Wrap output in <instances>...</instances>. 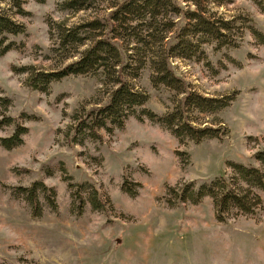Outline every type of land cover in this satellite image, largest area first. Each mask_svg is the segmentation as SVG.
I'll return each instance as SVG.
<instances>
[{
	"label": "rangeland",
	"instance_id": "1",
	"mask_svg": "<svg viewBox=\"0 0 264 264\" xmlns=\"http://www.w3.org/2000/svg\"><path fill=\"white\" fill-rule=\"evenodd\" d=\"M19 1L21 8L18 0H0V14L25 28L8 36L13 48L0 56V121L14 120L0 129V138L12 136L18 124L28 128L22 146L11 151L0 146V264H264V192L254 190L263 205L253 215L233 211L224 222L210 197L199 204L175 198L191 182L198 189L225 176L236 184L233 163L264 171L255 159L264 152V45L252 34L253 28L264 33L258 6L252 0H203L199 10L190 0H176L184 11L230 21L227 39L235 47L201 44V56L171 59L190 90L228 99L217 113L189 112L194 126L222 131L224 139L180 143L160 125L129 118L123 129H102L100 139L73 144L74 113L107 102L105 75H71L41 91L29 86L30 74L20 69L52 73L77 60L91 42L62 49L56 25L76 28L95 20L105 25L123 0H97L87 8L62 6L76 0ZM173 11L165 7L157 15V38H146L143 49L134 47L128 31L118 32L127 79L149 96L145 108L159 116L182 96L155 87L151 66L142 64L160 54L159 37L173 45L178 27L190 24ZM146 30L141 24L137 29ZM38 181L54 192L39 195L42 215L35 217L14 190ZM94 201L103 208L95 209Z\"/></svg>",
	"mask_w": 264,
	"mask_h": 264
},
{
	"label": "trees",
	"instance_id": "2",
	"mask_svg": "<svg viewBox=\"0 0 264 264\" xmlns=\"http://www.w3.org/2000/svg\"><path fill=\"white\" fill-rule=\"evenodd\" d=\"M37 1L44 2L45 0ZM96 1L76 0L64 3L62 6L64 8L67 6L68 8H75L74 6L87 8L88 4H93L91 2ZM190 1L201 10L203 0ZM252 1L264 14V0ZM171 6L173 7L174 15L185 17L190 21V24L184 29L178 27L173 45L164 43L166 37H159L157 39L158 43L163 45L160 54L158 53L148 61L146 60L144 65L142 64L143 68L148 64L151 66L153 70L152 84L155 87L164 86L182 96L178 105L171 112L159 116L154 111L145 108L149 102V96L146 93L135 90L127 79V58L122 51L124 46V43H121V40L123 41L122 35L119 36L118 32L124 30L127 33L128 31L134 47L137 46V48L143 49V46L147 45L145 43L146 38H157V15L165 7L170 8ZM17 7L21 8L19 0ZM114 8L115 10L111 12L105 25L99 20L91 21L76 28H64L60 24L56 25L58 31L57 40L62 49L82 45L87 41L91 42L80 53L77 60L52 73H37L33 75V67L20 69L22 70L20 72H28L30 74L29 86L41 91H46L51 83L59 82L71 75L98 74L101 71L105 75L104 87H106L107 102L104 105L98 102L96 107L89 109V111L84 107L82 109L83 113L80 111L74 113L72 116L75 122L72 127L74 133L72 137L69 135L71 143L80 144L81 139L85 138L98 140L102 136L100 134L102 129L108 132H113L115 129H123L125 122L129 118H135L140 122L147 119L154 124L160 125L177 138L180 143H183L186 139L195 143H201L205 139L214 137L224 139L222 131L219 132L212 128L201 129L194 126L190 120L189 112L196 110L204 114L217 113L228 107V99H210L190 90L188 84L176 75L171 59L180 57L192 60L197 56H201L203 54L200 49L201 44L216 43L218 47H235L236 43L227 39L226 32L231 30L230 21L216 23L209 20L204 14H199L200 11L198 10L194 12L184 11L176 0H123ZM189 15L191 16L189 17ZM191 20L194 22L193 24ZM140 24L147 29V34L137 31ZM101 28L104 29L102 35H94V32ZM24 30L23 26L0 14V56L13 48V43L8 40V36L22 34L25 32ZM198 34H203V37L196 39ZM252 34L258 44L264 45L263 32L253 28ZM111 74L114 76L112 82H110ZM1 102L0 100V105L3 107ZM13 121L12 118L0 121V129L4 126H10ZM27 133L28 128L18 124L12 136L0 138V146L7 151L16 149L23 145V137ZM219 133L220 137H218ZM255 159L264 165V152L255 155ZM230 166L234 171L236 184L225 176L216 177L213 181L201 185L198 189H196L195 183L191 182L186 187L175 191V198L178 203L190 202L199 204L204 198L210 197L213 199L216 217L219 222H224L227 215L233 211L243 215H253L263 205L262 198L254 190L258 189L264 192V171L237 163H233ZM238 183L243 184L244 187H237ZM124 191L131 196L135 195L130 187H125ZM48 192L53 194L54 191L46 186L45 183L38 181L29 188L15 189L14 196H23L30 204L33 215L40 217L42 215V207L40 206L39 195ZM48 198L50 199V197ZM52 204L55 207L56 204L54 202ZM92 205L95 209L103 208L101 203H95V201Z\"/></svg>",
	"mask_w": 264,
	"mask_h": 264
}]
</instances>
